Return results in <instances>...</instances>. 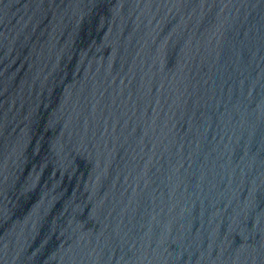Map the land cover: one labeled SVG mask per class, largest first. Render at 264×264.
I'll list each match as a JSON object with an SVG mask.
<instances>
[{
    "label": "water",
    "instance_id": "water-1",
    "mask_svg": "<svg viewBox=\"0 0 264 264\" xmlns=\"http://www.w3.org/2000/svg\"><path fill=\"white\" fill-rule=\"evenodd\" d=\"M0 264H264V0H0Z\"/></svg>",
    "mask_w": 264,
    "mask_h": 264
}]
</instances>
